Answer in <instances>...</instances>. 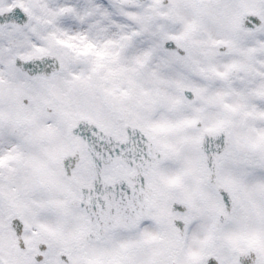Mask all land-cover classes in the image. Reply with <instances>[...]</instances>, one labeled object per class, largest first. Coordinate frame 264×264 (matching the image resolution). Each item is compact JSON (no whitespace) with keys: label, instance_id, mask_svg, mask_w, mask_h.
Segmentation results:
<instances>
[{"label":"snow or ice","instance_id":"1","mask_svg":"<svg viewBox=\"0 0 264 264\" xmlns=\"http://www.w3.org/2000/svg\"><path fill=\"white\" fill-rule=\"evenodd\" d=\"M0 264H264V0H0Z\"/></svg>","mask_w":264,"mask_h":264}]
</instances>
